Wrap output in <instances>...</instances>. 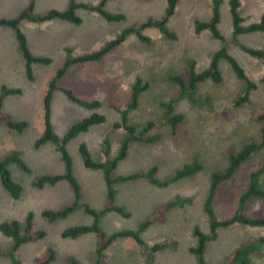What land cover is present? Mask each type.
<instances>
[{"label": "rangeland", "instance_id": "rangeland-1", "mask_svg": "<svg viewBox=\"0 0 264 264\" xmlns=\"http://www.w3.org/2000/svg\"><path fill=\"white\" fill-rule=\"evenodd\" d=\"M30 0H0V18L14 19L22 13ZM101 0H75L77 4L97 5ZM230 0H220L217 29L221 39L208 30H197V23L208 22L212 16L213 0H180L167 27L175 39L163 36L159 29L148 27L143 34L150 41L129 36L119 47L102 59L70 66L57 80L51 93L50 125L58 138H63L75 124L97 114L105 122L94 125L66 145L72 159V171L80 188L78 207L64 218L49 222L41 216L44 210L58 211L74 202L71 186L65 180L41 189L33 186L36 178L60 176L65 167L61 154L51 142L35 148V142L45 130L44 98L49 83L68 59L93 53L115 39L123 30L134 24L160 20L167 0H107L106 12L123 15L118 22H108L95 12L77 9L79 25L61 19L45 22L23 21L20 30L34 58H45L49 64L33 62L30 65L33 80H29L25 60L18 49L15 31L0 27V89H20V95L8 96L2 111L15 121H25L22 132L11 131L0 125V161L16 152L29 169L22 170L16 163L6 167L12 180L22 187L21 197L12 199L0 183V225L17 221L23 234L26 219L32 215L35 230L45 236L35 242L20 245L15 253L19 264H36L44 257L47 248L55 251L50 264H92L96 259L97 238L93 233L77 239H63L61 233L69 228L91 226L110 237L121 231H135L155 209L167 202H175L166 214V222L156 223L139 234L151 247L164 244L162 251L153 253L138 245L132 237L117 238L105 251L100 264H199L191 251L198 244L194 235L197 228L210 236L204 202L208 195L210 176L223 171L228 155L239 152L251 142H260V123L254 114L264 111V65L241 51L239 45L253 49L264 47V33L256 31L234 35ZM238 15L246 28L258 23L264 16V0H239ZM69 0H36L33 13L44 15L51 10L66 11ZM225 50L244 70L247 78L256 84L245 102L239 103L244 83L237 78L229 62L218 61L220 82L211 79L199 83L189 95L180 94V86L173 80L179 77L188 85L187 68L195 62V71L208 68L213 55ZM147 83L139 95L138 105L132 110L128 122L143 136H158L154 143L134 142L129 145L126 157L117 163L111 178L133 174H147L157 168L155 178L166 181L173 178L184 165L196 160L201 169L194 175L171 183L167 187L151 185L147 179L117 182L113 185L114 204L129 216L117 213L102 214L107 196L104 173L83 166L78 145L84 143L91 160L104 164L118 156L125 132L111 130L121 122V114L131 101V88L137 80ZM70 89L75 97L85 102H99L97 107H82L73 103L61 91ZM171 103V116H181L175 131L166 123L164 104ZM149 127V128H148ZM264 161V148L253 153L228 182L220 184L213 199L218 220L231 218L238 209L239 197L247 190L249 174ZM264 189V173L260 176ZM86 207L99 217L96 219ZM251 218L264 217V199L250 197L239 210ZM262 241L259 250L250 255L249 264H264V228L234 224L217 229L214 239L206 241L205 264H228L229 256L249 242ZM14 240L0 232V264H14L8 252Z\"/></svg>", "mask_w": 264, "mask_h": 264}, {"label": "trees", "instance_id": "trees-1", "mask_svg": "<svg viewBox=\"0 0 264 264\" xmlns=\"http://www.w3.org/2000/svg\"><path fill=\"white\" fill-rule=\"evenodd\" d=\"M36 0H30L27 7L19 14L18 17L14 19H1L0 18V27L2 28H11L15 31V37L18 42V49L22 54L23 59L25 60V68L27 72V76L29 80H33L30 65L33 62L42 63V64H49V60L45 58H34L26 44V39L20 30V24L23 21H30V22H45L50 21L53 19H61L65 20L69 23L79 25L81 23V19L76 16L75 11L77 9H84L87 11L95 12L103 19L108 22H118L124 19L123 15H116L106 12L104 9L105 2L107 0H101L97 5H87V4H77L75 0H69V6L66 11L59 12L56 10H51L44 15H35L33 13L34 4ZM180 0H167V6L164 11V15L161 17L160 20L155 21H146L144 23L134 24L129 28L121 31L115 39L110 40L107 42L103 47L99 50L86 54L79 57H73L71 55V50H68V59L64 63L63 67L60 68L55 77H53L49 83V90L44 98V121H45V130L43 134L37 139L35 142V148H39L46 143H53L55 145V150L61 154V159L64 163V173L60 176H43L36 178L33 182V186L37 189H41L44 185H54L55 183L65 180L69 183L72 188L74 194V202L61 210L52 211V210H44L41 213V216L48 220L49 222H54L57 219L64 218L71 212L78 207V200L80 197V188L77 183L76 178L73 175L72 171V159L66 150V145L73 139H75L79 134L85 133L88 129L94 125H99L105 122V117L102 115L94 114L89 118L82 120L81 122L73 125L66 135L63 138H58L55 133L53 132L51 125H50V100H51V93L58 89L57 87V80L62 78L67 69L79 63L85 62H94L102 59L107 53L111 50L119 47L129 36H136L140 41L148 43L150 39L143 34L144 29L148 27H155L159 29V32L169 39H175L176 35L169 30L167 27V23L169 19L174 15L175 9L178 5ZM212 16L210 21L197 23V30H208L212 33L215 38L221 39V35L217 29V25L219 23V4L220 0H213L212 2ZM230 13L232 15V32L234 35L241 34V33H249V32H262L264 33V16L260 19L258 23L252 24L249 27H242L241 22L242 19L238 15V9L240 6L239 0H230ZM241 51L249 55L251 58L260 61L264 65V47L260 49H253L246 46L239 45ZM221 59H225L229 62L232 70L235 72L238 79H240L244 83V93L243 96L239 99V103L245 102L248 98V94L251 90L256 88V84L251 82L244 70L236 63V61L230 57L225 50H220L213 55L209 66L203 72L197 73L195 71V62H189L187 68L188 74V85L186 86L182 79L179 77H174L173 80L180 86V94H190L194 91L197 85L206 79H211L214 82L221 81V75L218 70V61ZM261 82L264 84V76L261 78ZM147 83L141 84V81L138 79L131 88V101L127 105V107L123 110L116 109L117 112L121 114V122L115 123L112 125L111 130L117 131L122 129L125 132V136L121 141L120 151L118 156L113 160H109L104 164L95 163L91 160L87 148L84 143H80L78 145V153L82 159V163L84 168L90 170H101L104 173V179L106 183L107 189V196L104 204V213L114 212L119 214L122 217L129 216L122 208L115 206L114 204V189L113 185L117 182H126V181H133L139 178H145L148 182L156 187H167L173 182L178 180L190 177L196 174L200 169V164L193 160L190 164L184 165L182 169L178 170L175 176L166 181H159L155 178V174L157 171L156 167H153L147 174H133L127 177H119L117 179L111 178V172L117 166V163L120 160H123L126 157L127 150L129 145L134 142L139 143H154L156 142L159 137L158 136H143L145 132H136L134 126L129 124L128 122V115L132 110H135L138 105L139 95L146 90ZM61 91L69 98L73 103L78 104L82 107H97L99 106V102H85L83 100L78 99L74 96L70 89L62 88ZM20 89H10L6 86H2L0 89V125H4L11 131L22 132L27 123L25 121H15L13 120L8 114L2 111V103L4 99L8 96L13 95H20ZM165 108V115H166V123L169 124L172 129L171 131H175L176 125L181 122V116H171L173 113V107L171 103L164 104ZM254 120L258 121L261 125L260 127V137L261 141L251 142L250 144L245 145L239 152L237 153H230L228 155V165L223 171L214 172L210 176V184L208 189V195L204 202V212L208 218V225L210 229V236L204 235L201 233L197 228L194 230V235L198 239V244L195 248L191 251L197 256V261L199 264H205L204 262V252L206 241L208 239H214L217 235V229L219 228H226L230 227L234 224L248 226V227H261L264 228V217L261 218H251L247 217L246 215L242 214L239 210L245 203V201L250 197L264 199V189L260 185V176L264 173V161L262 165L255 171L249 174L248 180V187L247 190L239 197L238 201V209L236 213L229 219L226 220H218L216 217L214 206H213V199L216 195V191L220 184L228 182L233 178L237 169L256 151L264 148V111H258L254 114ZM149 128V127H148ZM13 162L16 163L22 170L25 172L29 169L25 166V164L21 161L18 157L16 152H12V154L6 157L4 160L0 161V183L2 187L9 193V195L14 200H18L21 197L22 187L15 183L10 173L6 167L7 163ZM175 202H167L160 206H158L155 211L142 223L135 231H121L118 233L113 234L110 237H107L97 226V221L91 226H78L69 228L64 230L61 233V238L63 239H77L78 237L93 233L96 235L97 238V248L95 251L96 259L93 261L92 264H100L101 259L104 257L105 251L110 247V245L120 237H132L136 241L138 245L143 247L145 251H149V257L155 252L162 251L166 245L164 244H155L151 247L147 246L144 241L139 237V234L143 232L148 227L160 223L163 224L166 222V214L167 212L173 208ZM87 213L94 216L96 219L99 217L94 211L86 207ZM0 232L3 233L7 237H11L14 240V246L6 253H3L6 256H9L14 264H19L15 259V253L17 248L26 243L35 242L39 239H42L45 236L44 231L35 230L32 226V215L29 214L26 219V226L24 233H20V225L17 221L11 222H4L0 225ZM262 241L259 240L258 242H249L246 245L235 249L233 253L229 256V263L228 264H249L250 263V255L253 254L255 251L259 250ZM55 261V251L53 248H47L44 257L40 260L36 261V264H50ZM70 264H75V262L71 261Z\"/></svg>", "mask_w": 264, "mask_h": 264}, {"label": "crops", "instance_id": "crops-1", "mask_svg": "<svg viewBox=\"0 0 264 264\" xmlns=\"http://www.w3.org/2000/svg\"><path fill=\"white\" fill-rule=\"evenodd\" d=\"M43 258V257H42Z\"/></svg>", "mask_w": 264, "mask_h": 264}]
</instances>
